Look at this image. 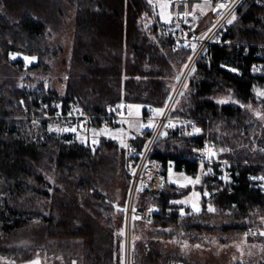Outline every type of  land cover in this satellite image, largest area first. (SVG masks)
Returning <instances> with one entry per match:
<instances>
[{
	"label": "trees",
	"instance_id": "trees-1",
	"mask_svg": "<svg viewBox=\"0 0 264 264\" xmlns=\"http://www.w3.org/2000/svg\"><path fill=\"white\" fill-rule=\"evenodd\" d=\"M65 1L76 9V20L64 91L29 86L26 95L21 87L0 78V255L11 253L7 243L19 230L39 227L45 238L78 242L84 251L80 264H112L116 261L112 235L109 228L102 229L99 218L112 228L108 215L115 206L107 203L95 185L115 144L103 138L100 147L105 149L93 152L72 135L60 137L50 131L54 120L40 118L34 125L27 116L45 115L37 103L41 97L60 103L64 113L75 105L92 116H105L112 104L121 102L144 105L145 110L147 106L163 108L191 51L172 49L170 39L158 30L161 20L148 0ZM195 2L190 0V6ZM58 6L56 0H0L2 59L9 62L11 52L35 56L38 63L28 71H48L50 55L60 52L47 49L49 27L59 22ZM229 37L235 43H264V7L248 8ZM258 51L255 46L236 44L210 47L191 70L187 88L184 85L173 110V115L200 129V142L209 140L216 145L218 158L237 163L241 177L235 192L209 195L203 205L212 206L214 212L184 218L177 212L168 215L166 209L178 207L172 201L191 188L180 192L167 185L160 197L140 195L137 207L157 204L161 213L152 224L133 220L132 264H195L181 252L149 251L135 242L141 225L153 229L154 238L170 239L180 233L184 240L199 245L209 236L245 234L254 228L257 217L264 219V179L259 183L249 180V175L264 177V120L249 109L250 104L259 105L264 115V98L255 93L257 87L264 88V77L250 71L253 64L264 61ZM228 95L232 96L229 102L217 100ZM95 125L101 127L102 120L96 119ZM144 142L139 137V145ZM200 154L199 148L170 132L158 141L153 155L165 165L173 162L177 172L192 174L199 163L191 157ZM123 175L127 197L129 181ZM211 188L208 179L199 187L203 192ZM220 215L225 218L222 222L212 221ZM121 217L118 230L125 223V209ZM259 237L264 241V235ZM25 254L19 262L32 258Z\"/></svg>",
	"mask_w": 264,
	"mask_h": 264
},
{
	"label": "rangeland",
	"instance_id": "rangeland-1",
	"mask_svg": "<svg viewBox=\"0 0 264 264\" xmlns=\"http://www.w3.org/2000/svg\"><path fill=\"white\" fill-rule=\"evenodd\" d=\"M173 1L175 0H170L171 3ZM56 3L59 5L58 9L59 11L61 10V12L59 14L58 24L56 26L51 25L49 27L47 49L51 51L60 50V52L57 56L53 54L50 55V58L48 59L50 69L48 71H28L30 66L38 63V58L35 56L31 57L20 53L11 52L9 55V62L4 61L0 56V78L5 81H10L11 83L15 84V86L21 87L25 91L26 95H28L26 90L29 86L31 88H37L40 85H44L45 87L58 92H63L65 88V80L69 73L70 54L74 38L76 9L68 4L65 0H56ZM159 3L160 0L152 1V4L155 5L153 7L156 14L157 11L160 12ZM197 3L203 5L204 1H196L190 8L194 13V17L200 20L198 18V13L201 11L199 8L195 7ZM247 9L248 8H244L242 14L233 21L230 34ZM170 11L173 18V12L172 10ZM203 11L205 13V19L203 18L202 21L198 22V25L200 24L199 26H202L210 19V7H205ZM196 15H198V17ZM195 18L193 20H195ZM194 24L197 26V23ZM230 41L233 42L231 38ZM235 44L240 46H256L259 48L260 53L264 56V52L262 51L264 49V43H255L251 45L252 43L239 42ZM13 56H15L16 59H13ZM24 57H28L31 62L26 61ZM230 69L232 71H236L232 68ZM3 80L1 82H3ZM257 91L264 92V88L257 87L255 90L256 94ZM231 97V95L220 96L217 98V100L219 102H229ZM52 104L55 105L56 110L58 111L57 114L62 113L69 116L85 112L78 106L70 105L66 108L67 113H64V107L60 103L52 102ZM132 106L133 107L131 108V111L133 113L135 112V106H139L140 114H142V106L140 104ZM146 108L150 110L161 109L150 106H147ZM249 109L255 117L259 118L260 120H264V115L261 112V107L259 105L250 104ZM52 120H54V123L50 125V131L56 133L58 136L63 137L66 135H72L77 142L90 147L93 152H96L98 149L102 151L105 149L104 147L101 148L100 146L102 145L103 137H107L108 133L101 135H97V133H100L101 130H103L100 128H107V126L102 125L101 127H98L95 125L92 132L90 131L89 136L85 137L83 136V133L76 134L72 133L71 131H62L60 128L61 121L59 122L57 119ZM39 121L41 120L32 119L34 125H37ZM132 124L138 127L140 122L134 121ZM116 128L124 129V134L121 135V140H123L124 143V138L127 136V129L124 125L120 124L118 126L108 127L107 132H110V130H115ZM137 132L138 131H136L135 128L131 127L130 136H135ZM196 133L197 132H195V134ZM117 134L120 136L119 131H117ZM169 134V131L164 132L161 135L159 141L161 139L168 138ZM198 134L199 133H197V135ZM93 138L98 142V146L95 148H92L90 145V140ZM121 149L122 146H117V144H115V146L110 149L111 151L106 157L108 158V161L106 160L104 167H102L101 172L97 176V182L95 186L106 197L107 203L110 201V203L114 204L115 206V211L111 213V215L105 213V216L108 215L113 220L112 228L107 226L105 222L99 218V224L101 225L102 229L107 230V228H109L112 235L111 240L115 250L114 260H116L112 264H132L134 249L132 247V231H127L126 221L123 223V228L118 230L119 225H122L121 212L124 209V202L126 203L127 198V183L123 175L124 164ZM110 154H112L113 157ZM168 171L173 174L172 176L168 177V185L176 187L180 192H185L188 188H191L189 193L172 201L175 206H184L190 201H194V204L196 208H199V211L191 214L214 212L208 210L209 208L214 209L212 206L205 208L203 205L204 200L209 197V193L207 190L205 192H207L208 195H204L205 192L199 189V187L203 186L202 179H200L198 184H188L186 187H181V184H187V180L185 178L190 177L185 173L177 172L173 162L169 163ZM173 181L176 182L173 183ZM178 201H185L186 203H177ZM224 219L225 218L220 215L213 217L212 221H217L220 223ZM152 231L153 229L150 227L141 225L139 234L135 235V242L137 241L149 251L160 250L163 252H181L191 263L195 264H264V241L259 237L260 233H264L263 218L257 217L254 222V228L249 229V231H247L245 234H228L223 235L221 238L220 236L215 235L209 236L204 243L199 245L191 244L187 240H184L182 236L179 235L180 233L174 234L170 239L154 238L152 236ZM7 247L9 250H11V253L8 256L0 255V264H34V262L37 261L39 264H80L81 259L79 255L84 254V251L78 242L74 243L54 238H45L42 236V231H40L39 227L19 230L11 238V241L7 243ZM20 251L23 252L19 253ZM24 253H26L25 256H32V258L23 262H19L18 258H20V256H22ZM99 263L104 264L102 261ZM173 264L184 263L175 262Z\"/></svg>",
	"mask_w": 264,
	"mask_h": 264
},
{
	"label": "built area",
	"instance_id": "built-area-1",
	"mask_svg": "<svg viewBox=\"0 0 264 264\" xmlns=\"http://www.w3.org/2000/svg\"><path fill=\"white\" fill-rule=\"evenodd\" d=\"M189 1L190 0H182L177 2L174 6L172 22H161L158 26V30L170 39L174 51L180 49L191 51V60H189L179 82H177L168 104L161 108L164 109L163 116H155L150 109L143 111L138 117L133 115L129 116L128 113L130 110L126 102L112 104L109 114L105 116H92L85 112L68 116L62 113L57 114L58 111L55 105L42 97L37 99V103L39 104L40 110L46 112L45 115L37 116L33 114L27 116L31 119H57L59 122L61 121L60 128L62 131L66 128L69 129V131L75 128L76 131H71L72 133H83L85 137L89 136L90 131L92 132L96 119H101L103 125L107 127H114L120 124L126 127L127 136L125 138V144L127 147L122 148V154L124 172L129 181V190L124 209L127 231L130 232L132 222L135 220L134 217H140L137 220L152 224L161 213V208L157 204H150L147 207H137L136 203L140 195L147 194L151 195L153 198L160 197L168 185V177L173 175L168 171L169 165H165L161 159L153 155L161 135L166 131L176 132L179 136L185 138L188 144L199 148L201 154L191 157L193 161L199 163L198 169L195 173L187 174V176L193 181L197 177L202 179L203 182L205 179H208V184L212 187L208 190L209 195H214L223 191H227L229 194L234 193L235 186L238 184V179L241 177V172L235 168L236 162L218 158L216 145L209 140L200 142L197 138V133L195 134L194 132L196 126L184 117L173 115V110L191 70L197 61L207 53L209 48L214 45L235 44L230 41L229 37L233 22L229 24L227 21L232 19L233 16L237 18L241 15L244 8H249L253 5L264 7V0H212L213 4L225 2L228 4V8L221 9L219 12H213L210 7V19L202 26H199L200 24L197 26L194 24V13L190 8ZM151 5L154 9L153 6L155 5ZM189 11H191L193 15L186 17L187 22H185L184 13ZM177 24H179V28L176 27ZM191 44H195V51H192L190 47L184 46ZM236 45L240 46L238 44ZM246 47L249 46L246 45ZM258 57L260 59L264 58L260 50L258 51ZM250 71L255 77H264V61L253 64ZM120 105H124L125 107L121 108L119 107ZM125 120L129 121L131 124L134 121L147 124L151 120L155 126L152 128H143L132 137L130 136L131 127H129L128 123L122 122ZM169 121L172 122L174 127H166ZM188 133H192V135ZM139 137L145 139L143 146L139 145ZM93 141H95V143H93ZM90 145L92 148L97 147V140L94 138L91 139ZM206 148H211L215 155L211 158L205 156L204 153ZM209 169H211V172L208 171ZM260 178L261 177L249 175V180L254 183L261 182L262 179ZM193 205H195L194 201H190L184 206L168 207L166 212L168 215L177 212L179 217L184 218L188 214L196 212ZM133 209L135 211H133Z\"/></svg>",
	"mask_w": 264,
	"mask_h": 264
},
{
	"label": "snow or ice",
	"instance_id": "snow-or-ice-1",
	"mask_svg": "<svg viewBox=\"0 0 264 264\" xmlns=\"http://www.w3.org/2000/svg\"><path fill=\"white\" fill-rule=\"evenodd\" d=\"M148 3L152 4V0H148ZM195 7L199 8L200 11H201V15H203L204 14L203 10H204L205 7H211L213 12H219L221 9L228 8V4L225 3V2H218V3L213 4L212 0H204V4L203 5L197 3L195 5ZM159 8H160V12H159L160 19L164 23H171L172 22V16H171V11L170 10H174V4L171 3L170 0H160ZM189 15H193V13L191 11L184 13L185 22H187L186 21V17H188ZM235 19H236V17L233 16L232 19L228 20L227 22L229 24H231ZM176 27L179 28V24H177ZM184 46L185 47H190L192 49V51H195V47H196L195 44L184 45ZM12 58L16 59L15 56H13ZM24 59L26 61L31 62V60H29L28 57H24ZM189 60H191V57H189ZM184 67H187V65H185ZM193 71H194V69H193ZM177 80L179 82V77L177 78ZM185 88H187L186 84H185ZM181 95H182V93H181ZM257 96L258 97H264V92L257 91ZM225 102L226 101H220V103H225ZM119 107L123 108L125 106L124 105H120ZM128 107L131 109L133 106H128ZM151 111L155 114V116H163L164 115V109H151ZM128 115L129 116L135 115V116L138 117L140 115V107L139 106H135V112L133 113L132 111H129ZM122 122L123 123H128L129 127L135 128L136 131H140L143 128H152V127L155 126L154 123L151 120L147 124L140 123L138 127L136 125H134V124H131L127 120L122 121ZM166 127H174V125L172 124L171 121H169V123L166 125ZM63 131H69V129H67V128L63 129ZM71 131L75 132L76 129L73 128V129H71ZM107 131H108L107 129H103V130H101L100 133H97V135L105 134V133H107ZM194 131L199 133L200 129H194ZM119 134L123 135L124 134V129H120L119 130ZM188 134L192 135V133H188ZM113 138H116V137H113ZM93 143H95V141H93ZM121 146L122 147H127V145L123 143V140H121ZM221 151H224V149H222ZM204 155L209 157V158H211L212 156L215 155V153L212 152L211 148H206ZM208 171L211 172V169H209ZM185 179L187 180V184H181L180 185L181 187H186L188 184H198L200 182V178L199 177H197L194 181L191 178H185ZM260 179H264V177H261ZM175 182L176 181H173V183H175ZM196 195H198V194H196ZM204 195H208V193L205 192ZM177 203H186V202L185 201H178ZM193 207H194L195 211H199V208H196L195 205H193ZM208 210L209 211H214V209H212V208H209ZM133 211H135V210L133 209ZM134 218L135 219H139L140 217H134ZM260 235H264V233H260ZM34 264H39V262L38 261L34 262Z\"/></svg>",
	"mask_w": 264,
	"mask_h": 264
},
{
	"label": "crops",
	"instance_id": "crops-1",
	"mask_svg": "<svg viewBox=\"0 0 264 264\" xmlns=\"http://www.w3.org/2000/svg\"><path fill=\"white\" fill-rule=\"evenodd\" d=\"M153 1V0H152ZM180 1H182V0H175V1H173L172 3L174 4V6H175V4L177 3V2H180ZM200 2H202V1H200ZM208 8V7H207ZM159 10V9H158ZM172 12H174V10H172ZM208 13V12H207ZM199 14V17H198V15H196L200 20H198V19H196L195 18V20H194V22L195 23H197V25H198V22L199 21H202V19L204 18V16H205V13L203 14V15H201V12L200 13H198ZM157 15L159 16V12L157 11ZM172 16V15H171ZM160 17V16H159ZM205 19V18H204ZM161 20V19H160ZM162 21V20H161ZM132 105H137V104H131V103H128V106H132ZM139 105V104H138ZM142 106V112L144 111V109H145V106L144 105H141ZM129 110L131 111V109L129 108ZM141 112V113H142ZM141 115V114H140ZM133 116H135V115H133ZM108 128V127H107ZM106 127H102V128H100V129H107ZM120 130V128H116L115 130H110V132H107L108 133V135H107V137L105 136V137H103V138H105L106 140H108V141H111V142H113L114 144H117V145H121V143H120V141H121V135L120 136H118V134H117V131H119ZM110 133V134H109ZM113 137H116V138H113ZM126 138V137H125ZM124 138V144H125V141H126V139Z\"/></svg>",
	"mask_w": 264,
	"mask_h": 264
}]
</instances>
